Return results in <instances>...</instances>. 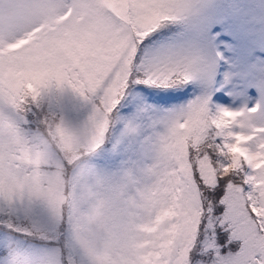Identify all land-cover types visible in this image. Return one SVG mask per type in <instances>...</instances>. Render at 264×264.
<instances>
[{
  "label": "snow or ice",
  "instance_id": "snow-or-ice-1",
  "mask_svg": "<svg viewBox=\"0 0 264 264\" xmlns=\"http://www.w3.org/2000/svg\"><path fill=\"white\" fill-rule=\"evenodd\" d=\"M166 22L188 37L145 51ZM0 264H264V0H0Z\"/></svg>",
  "mask_w": 264,
  "mask_h": 264
},
{
  "label": "rangeland",
  "instance_id": "rangeland-1",
  "mask_svg": "<svg viewBox=\"0 0 264 264\" xmlns=\"http://www.w3.org/2000/svg\"><path fill=\"white\" fill-rule=\"evenodd\" d=\"M198 2V0H193ZM230 0H215L218 5H226ZM166 24V23H165ZM215 29L218 30L219 36H223L224 39L220 40L217 37L220 51L229 58L231 62H237L241 55L239 50L233 51L232 44L234 42L233 35L228 31L226 27H222L220 23L215 25ZM189 35L188 29L182 23L169 22V26L165 31H160L152 34L151 42L145 47V51H151L153 48L172 42L177 39H185ZM260 54V53H258ZM227 68V65L224 66ZM224 69H222L223 71ZM191 87V85L189 86ZM187 91V89H184ZM219 93V92H218ZM217 95H225V99L228 103L224 106L239 107L244 103L243 98L237 96L226 95L224 92H220ZM197 93H190L184 101H175L173 104L186 103L187 100L193 98ZM215 101V97H213ZM217 104H223L222 101H215ZM151 103V101H149ZM60 106L62 108L66 123L72 128L81 127L87 119L89 113V106L79 97L71 92L62 94L60 98ZM172 105H163L162 107L168 108ZM121 117L126 118L128 113L125 109H121ZM122 128L119 123L115 125L110 135L106 138L105 143L101 149L98 150L97 155L93 158L95 165L102 171L111 173H119L120 170L127 167L131 159H134L133 149L136 147L135 142H129L122 137Z\"/></svg>",
  "mask_w": 264,
  "mask_h": 264
},
{
  "label": "trees",
  "instance_id": "trees-1",
  "mask_svg": "<svg viewBox=\"0 0 264 264\" xmlns=\"http://www.w3.org/2000/svg\"><path fill=\"white\" fill-rule=\"evenodd\" d=\"M167 26H169V22H166V24H162L161 27L159 29H157V31L155 33H158L160 31H165L167 29ZM155 33H153V35H155Z\"/></svg>",
  "mask_w": 264,
  "mask_h": 264
}]
</instances>
